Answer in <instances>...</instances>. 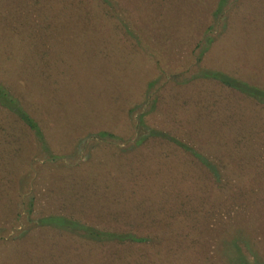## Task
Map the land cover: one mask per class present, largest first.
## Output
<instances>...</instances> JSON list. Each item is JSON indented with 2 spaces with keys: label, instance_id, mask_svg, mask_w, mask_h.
I'll list each match as a JSON object with an SVG mask.
<instances>
[{
  "label": "rangeland",
  "instance_id": "obj_1",
  "mask_svg": "<svg viewBox=\"0 0 264 264\" xmlns=\"http://www.w3.org/2000/svg\"><path fill=\"white\" fill-rule=\"evenodd\" d=\"M129 2L111 3L105 8L112 7L110 18L103 19L85 5L42 7L38 0H0V31L6 29L2 37L11 35L14 43L0 45L9 53L2 72L10 75L11 90L39 123L50 152L62 156L61 162L50 163L30 136L28 154L17 157L6 141L20 139V126L10 120L8 128L0 110V240H5L0 241V264H54L50 256L61 252L57 245L67 250L68 243L72 250L98 253L95 257L109 246L32 228L29 218L49 215L148 237L156 246H136L131 253L148 249L153 256L161 250L171 264L191 249L197 234L199 264H229L224 228L234 221L236 205L215 211L203 205L196 218L195 212L187 216L194 224L191 230L187 221L170 216L175 199L184 205L186 197H195L194 179L200 175L204 183L211 181L189 155L155 141L133 150L115 138L99 145L90 139L99 131L133 138L136 114L150 110L160 97L149 124L181 136L220 162L225 170L221 182L241 192L240 217L264 262V105L196 80L198 71L216 70L264 86V0H227L222 17L216 15L220 0ZM42 8L52 17L62 9L60 23L71 27H57L47 13H40ZM83 17L91 39L72 40L74 31H83ZM41 25L51 28L40 31ZM207 34L214 42L199 63L196 46ZM97 43L103 44V54H96ZM46 49L51 54H33ZM195 124L205 126L204 138L196 134ZM227 170H237L239 178ZM31 200L33 216L28 212Z\"/></svg>",
  "mask_w": 264,
  "mask_h": 264
},
{
  "label": "trees",
  "instance_id": "obj_2",
  "mask_svg": "<svg viewBox=\"0 0 264 264\" xmlns=\"http://www.w3.org/2000/svg\"><path fill=\"white\" fill-rule=\"evenodd\" d=\"M38 1L42 7H46L48 4L49 5L53 4L52 7H54L55 5L57 7L64 6L68 8H72L71 7L72 5H75L76 7H82V5H85L86 8L91 7L94 9L93 16L97 15V17H102L103 19L110 18V16H108L109 15L108 13H110V9L112 7H110L108 10H106L105 8L109 7L111 3L115 2L120 5L131 3L129 2V0H124L123 4L121 0H90L89 1L90 3H88V0H84V1L68 0L67 3H65V0H38ZM226 3L227 0H220L216 15L220 17L223 16L222 13L223 7L225 6ZM61 10L62 9H59L57 12H55L53 17L52 14H50L43 8L40 11V13H44V12L47 13L50 16L51 20L57 22V27H61L66 31V29H68V27L71 26L66 25L62 27V24L60 23L58 17V13L61 12ZM58 23L60 24L59 26ZM83 24H84L83 31L82 32L74 31L75 36L71 38L72 40H76L83 36H86L87 38L91 37L90 25L87 17H83ZM46 28L50 29L51 26L41 25L40 31L45 30ZM5 30L6 29H2L0 31V45L2 42L6 43L7 45H14L13 37L11 35H5L4 37H2V33ZM65 33L66 32H64V34ZM17 41H18L17 39L14 41L15 45H20V43H17ZM213 42L214 39L207 34L204 37L202 44L200 45L199 43L196 46V50L198 51L196 57L197 62L200 63L202 61V58L209 50ZM36 45L39 44L36 43ZM97 45H98V50L96 54H103L102 51H104V48L101 47L103 44L97 43ZM32 47L34 48V44H32ZM15 48L18 51V54H23L22 51L19 50L16 46ZM20 48L23 49V46H20ZM0 49H1L0 51V110L2 111V113L5 114L7 118L8 128L12 126V124H10L11 123L10 120H13L14 124L20 126L19 133L21 134L20 139L19 140L17 139V141L15 140V138H11V140L8 139L6 141L7 149L10 148L8 146L9 143V145L11 144V148H13L12 152H14L17 157L25 158L26 155L28 154L27 140L31 136L34 138L35 143H37L40 152L47 157L50 163L61 162L62 156L55 155L50 152L47 145V140L45 139L44 133L39 123L21 105L19 98L17 97V95H15L16 94L15 91L11 90L12 87L9 84L11 82L10 75L3 73L2 71L4 70L1 68L4 67L3 65H6L7 67V64L9 63V61L7 60L9 59V53H4V51H2V48ZM38 52L39 51H36V53L33 54H51L49 49H46L45 52L43 53L41 52L38 53ZM2 54H7V56H4L5 58L4 57L2 58ZM196 75H197L196 80L202 79L217 83L229 90H232L240 94L244 98L253 100L259 104L264 105V86L255 85L248 82L245 79L236 78L232 75L216 70L214 71L200 70ZM162 100L163 98L161 97L159 99H156L152 103V107L150 108V110H147L146 112L140 111L136 114V118L133 123V133H134L133 138L129 140H123L127 138L125 134H117V133L112 134L107 131H99L98 133L90 135V139L96 141L97 145H99V142L101 143V141H111L112 138H115L116 140H121L129 144L131 149L140 146L147 148L146 145L155 141L156 144L161 145L166 149L167 148L178 149L183 154L189 155L194 160L198 168V172L205 173L208 176L207 180H211V181L204 183L200 175L198 176V179H194V181L191 182V184L195 192L194 194L195 197L194 198L186 197L184 199V202H188V203L184 205L183 204L180 205L178 200L175 199L169 210L170 216H172L173 220L175 219V217L181 218L183 223L187 221L186 226L187 228L189 226L191 230L194 224L192 223L190 224L191 219H189V217L187 216H190L192 215L191 213L194 214L195 212V218H196L198 214L202 213L199 212L200 210L197 211L196 209H200L203 205L205 210H207L208 207L207 204L211 205V209L221 208L224 205V207L228 210L229 207H233L234 205H236V209H235L236 217L233 219L234 221L226 224L224 228V233H226L225 235L227 238V244L230 247V256H228V262L229 264H264V262H262L259 258L260 248L257 249V243L254 244L252 242L251 239L253 238L249 235V231H246L244 229V224H243L244 221L243 218L240 217L239 201L242 199L241 192L234 191V185H225L221 182V178L225 175V172H223L225 170L218 166L220 162L217 159H215L213 156H209V154H204L201 151L197 150V148L193 147L191 144L189 145V143L183 138H181V136L180 137L174 136L168 133V131H165L163 129L160 130L149 124L148 118L150 112L155 111L157 109L158 102L162 103ZM202 105L204 104L200 102V107ZM184 126L186 125L184 124ZM193 127L195 129L196 134L199 133V138L200 139L204 138L203 133L205 132V128H204L205 126H202V124L196 126L195 124ZM230 129L232 130V126H230ZM224 134L225 135L221 139L223 142L225 136L228 133L226 132ZM210 137L211 134L207 136V139H209ZM222 144L224 145V143ZM227 172H229L228 175L230 177H236L238 179L240 176V172H238L237 170H229V171L227 170ZM222 200H223V204H222ZM34 203L35 200L34 201L31 200L28 205V212L30 216H33L34 214V211H32V209L34 208ZM189 204L191 206L194 204L193 207L195 208V210H192ZM34 217L35 218H29V221L32 223V228L34 229L49 228L51 230L68 232V234L70 235L72 234L78 235L84 241H89L96 245H109L107 249L111 248L110 250L106 249L107 251L105 250L103 254H100L99 256L95 257L94 255L98 253L93 251L82 250L80 248H75L76 250H72L71 249L72 243H68L70 245V248L67 250L65 246L63 248L62 246L57 245L58 250H60L61 252L59 253L56 252L54 254L55 256L54 255L50 256L56 259V260L54 259V264H56L57 261L60 263L62 262V264H171L170 260L164 259L161 250H157L153 256H151L148 253V249L142 251L138 255L131 253L133 250L135 251L137 249L136 246L147 247L150 244L156 246L153 240L145 236H139L140 234L134 235L133 233H126V232L118 233L115 231L105 230L81 223L78 220L68 218L65 216L49 215V216H39V217L34 216ZM193 223H195V221H193ZM219 223L221 225L223 224L222 221ZM195 229L196 228H194L192 231H195ZM0 241L5 242L4 239H1ZM60 241H61V245H64L65 240H63L62 238V240ZM190 241L192 242L191 249H188L185 255L184 253L177 254L176 258H175L176 256L175 254V256H173L172 258H175L177 260L176 262L173 261V264H199L200 262H203L201 260H196V256H197L196 251L201 243L199 236L196 234L194 238H192ZM58 242H55V244H57Z\"/></svg>",
  "mask_w": 264,
  "mask_h": 264
}]
</instances>
